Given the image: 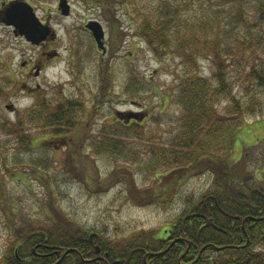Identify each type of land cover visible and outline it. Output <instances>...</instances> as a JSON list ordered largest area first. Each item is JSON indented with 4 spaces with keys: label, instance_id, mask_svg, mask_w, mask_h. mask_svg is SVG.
<instances>
[{
    "label": "rangeland",
    "instance_id": "374dc122",
    "mask_svg": "<svg viewBox=\"0 0 264 264\" xmlns=\"http://www.w3.org/2000/svg\"><path fill=\"white\" fill-rule=\"evenodd\" d=\"M14 1L0 0V12ZM18 1L32 5L38 20L55 35L49 34L36 46L0 20V264L21 246L23 226L43 224L49 230L55 227L53 219L68 223L67 217L92 229L90 235L96 230L103 239L108 236L120 243L142 231L154 232V238L169 234L189 204L214 191V176L203 164L210 154L200 159L203 165L190 171L163 203L139 202L131 195L145 193L156 175L174 169L149 172L145 167L154 148H177L185 118L178 100L181 77L188 70L210 78L215 69L211 59L200 57L192 68L176 51L157 56L138 30L139 19L130 17L125 5L114 8L120 18L115 30L98 0H66L71 6L69 16L62 15L60 0ZM132 1L143 12L158 3ZM194 1L184 18L198 21L208 7L206 0ZM255 19L251 18L250 32L239 26L237 37L256 36L264 46V25L254 27ZM90 21L103 26L105 53L86 29ZM177 24L180 21L174 18L171 25ZM234 43L239 51L242 44ZM251 50L230 74L226 91L217 92L215 108L223 112L236 98L254 102L256 108H250L257 111L242 116L235 143H229L228 150L221 149L225 143L220 140L210 152L229 153L238 181L263 185L264 173L257 171L264 169V86L257 88L247 76L263 57L264 47ZM109 69L112 78L104 92L101 76ZM70 103L75 110L66 111L67 125L74 129L62 140L52 135L60 128L36 122L40 115L47 119L51 111L69 108ZM116 143L122 147L120 153L101 148ZM92 243L101 248L95 240ZM257 251L264 253V247Z\"/></svg>",
    "mask_w": 264,
    "mask_h": 264
},
{
    "label": "trees",
    "instance_id": "16d2710c",
    "mask_svg": "<svg viewBox=\"0 0 264 264\" xmlns=\"http://www.w3.org/2000/svg\"><path fill=\"white\" fill-rule=\"evenodd\" d=\"M205 2L208 10H205L204 17L196 21L184 18L195 3L194 0H158L157 5H151L145 12L132 0L97 1L103 8V15L114 24L115 30L119 29L120 18H116L114 8L118 4L125 5L127 14L139 19L138 30L157 56L177 52L182 62L192 68L198 66L200 57L211 59L215 66L212 83L211 77H201L188 70L181 77L178 100L185 118L179 144L173 150H151L152 158L145 167L149 172L161 168L174 169L168 174L156 175L153 187L145 193L136 191L137 196H131L139 202L156 200L163 203L173 196L190 171L203 164L207 165L208 171L214 176V191L189 204L175 220L176 225L168 235L161 234L154 238L151 237L154 232L142 231L120 243L118 239L108 236L103 239L104 236L95 230L98 236V240L94 239L95 243L101 246L102 255L105 252L108 254L105 262L96 254L89 239L92 229L80 227L65 217L68 223H56L53 219L55 227L49 230L43 224L23 226L20 232L23 238L19 239L21 246L18 245L15 254L6 263L45 264L48 260V264H56L61 260V252H68L60 264H145L144 257L148 254H151L147 256L149 264H153L151 260L162 263L159 259L165 256L169 257L166 262L173 264H178L180 257L182 261L192 257L187 264H264V253L257 251L264 247V184L238 181L235 178L236 164L233 162L235 165H231L229 153L220 155L217 151L214 154L210 152L220 140L225 143L219 144L221 149L228 150L229 143H235L242 116L257 111L251 109L256 108L254 102L246 104L233 98L223 112H219L215 108V97L217 92L226 91L230 74L247 59L252 52L251 48L264 47L256 36L243 35L242 39H238L236 33L239 26L246 27V31L250 32L248 27H251V18H256L254 27L264 25V0ZM174 18H178L180 24L171 25ZM114 35L119 40V36ZM234 41L242 44H239V51H235L237 44ZM261 55L263 57L257 60L247 76L257 88L264 86V50ZM101 77L106 92L112 78L111 70H105ZM68 110H75L72 103L69 108L51 111L48 123L41 115L36 122L60 128L53 131L52 135L57 134L62 140L63 136L66 137L74 129L73 125H67ZM68 126L72 128L70 131L66 130ZM119 147L120 144L116 143L102 144L101 148L103 151L120 153L122 147ZM208 154V161L199 163ZM192 164L195 166L190 167ZM254 179L260 182V179ZM188 216L189 219L184 223ZM175 239L178 242L168 250L167 240ZM46 246L58 248L61 252L52 259L34 258L32 251L38 248L39 253H45ZM157 251H162L163 256H154ZM20 258L27 262L20 263Z\"/></svg>",
    "mask_w": 264,
    "mask_h": 264
},
{
    "label": "water",
    "instance_id": "95a60500",
    "mask_svg": "<svg viewBox=\"0 0 264 264\" xmlns=\"http://www.w3.org/2000/svg\"><path fill=\"white\" fill-rule=\"evenodd\" d=\"M59 8L63 15L68 16L70 14V6L66 0L60 1ZM3 17L1 21L13 26L16 35L24 36L27 41L34 45H41L51 32L48 26H44L38 20L34 8L27 2L14 1L10 3L3 11ZM86 28L93 34L98 48L105 53L103 26L97 21H91L86 25ZM37 29H44L45 31L42 33L38 32ZM7 109L12 110L13 106H8ZM99 252L100 248L96 247V253L99 254Z\"/></svg>",
    "mask_w": 264,
    "mask_h": 264
},
{
    "label": "flooded vegetation",
    "instance_id": "af4514ba",
    "mask_svg": "<svg viewBox=\"0 0 264 264\" xmlns=\"http://www.w3.org/2000/svg\"><path fill=\"white\" fill-rule=\"evenodd\" d=\"M54 32V31H53ZM259 170V169H258ZM258 173L259 172H263L264 173V169H263V171H257ZM257 174V173H256ZM166 235H168L167 233H166ZM95 238H97V240H98V236H97V234H92L91 236H90V241L92 242V241H94V239ZM175 240H167V246L166 247H168L167 249L168 250H170L174 245H175V243H177L178 241H175ZM96 244V243H95ZM38 248H35L34 250H33V253H34V258H39V257H41L43 260L44 259H52L54 256H56V255H59V253L61 252L60 250H58V248H55V247H51V248H49V247H45V250H44V252L45 253H39L38 251ZM52 251H54V252H52ZM65 252H61V256L59 255V257H61V260L59 261V262H57L56 264H60V262L63 260L62 259V256H63V254H64ZM107 252H105L104 253V255H102L101 253L99 254V256H100V259H103L102 260V262H105L104 260L108 257V254H106ZM163 254L164 253H162V251L161 252H159V251H157L155 254H153L154 256H156V257H158V256H163ZM148 255H151V254H148ZM148 255H146L145 257H144V262H145V264H149L148 263V259H147V256ZM102 257V258H101ZM150 259V258H149ZM169 259V257H167V256H165V257H163V259H159V260H161L162 261V263H158V262H156L155 260H151V262L153 263V264H173V263H168V262H166V260H168ZM192 259V257H190V258H187L185 261H182V257H180V258H178V264H187L190 260ZM19 262L20 263H25V262H27L26 260H23V259H19ZM32 261H30V263H31ZM49 262H48V260H46V263L45 264H48ZM3 264H8V263H3ZM53 264H55V263H53ZM120 264V263H119Z\"/></svg>",
    "mask_w": 264,
    "mask_h": 264
}]
</instances>
